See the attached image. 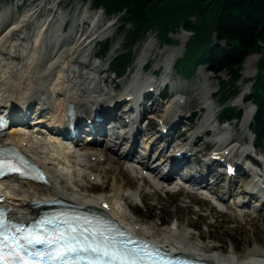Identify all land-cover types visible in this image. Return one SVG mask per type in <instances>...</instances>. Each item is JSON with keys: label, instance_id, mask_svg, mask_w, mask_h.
<instances>
[{"label": "bare ground", "instance_id": "obj_1", "mask_svg": "<svg viewBox=\"0 0 264 264\" xmlns=\"http://www.w3.org/2000/svg\"><path fill=\"white\" fill-rule=\"evenodd\" d=\"M93 18L92 14H88L84 20L92 21ZM16 21L9 24L4 32L0 33V113L11 107L14 110L13 112L20 111L22 114L27 111L28 114H31V109H33L32 111L35 110V113L38 114L32 120L36 123L34 128L25 129L19 126L14 129L10 128L0 137V144L11 142L19 147L26 156L43 169L45 182L34 183L14 177L0 181V195L2 196L0 204L8 209L11 217L25 220L34 214V211L30 208V203L58 198L81 207L101 208L109 217L127 230L170 252L182 253L213 264H264V248L255 247L250 249L248 256L246 255L245 258H237L229 251L226 252L227 255H220L216 252L217 249L214 245L207 244L209 246H206L205 243L193 241L194 235L189 234L183 224L178 221L174 222L173 227L169 229H155L132 219L130 203L137 201L139 197H143L147 192L155 194L156 191L166 188V192L184 191L196 195L195 192L178 188L179 185H171L176 176L183 179L184 182L196 183L211 191L216 199L221 201L222 204L224 203L222 210L242 220V222L246 215L249 217V222L254 221L253 218L260 219V216H256L255 212L264 209L262 203L254 202L252 204V195H244L240 184H236V192L234 193L229 187L231 184H235L236 180L229 178L226 185H224L221 173L213 172L209 164L206 167L203 164L197 166L198 176H194L189 172H180L181 169L189 166L187 162L182 164L181 168L174 167L170 169L171 166L175 165L176 160L169 158L170 153H167V148L173 146V143L176 142L172 137L164 139L158 135L157 131L160 130L162 125L158 122L169 125L171 128L177 124L176 121L178 123L182 121L186 100L184 93H177L171 87L170 93L172 95L166 101L158 102L157 97H155L150 104L144 103L143 111L152 118L144 126H140L137 120L134 119L130 128H123L118 131L119 136L116 135L115 131L107 133L102 127L99 130V137L95 140H89V137H87L84 140L75 139L71 141L72 147L63 145L66 143L55 139L52 134L66 128L65 105L69 104L76 113L90 118L94 107L102 109L100 113L103 114L107 107L115 106L121 100L120 98L123 99L125 95H132L134 98L136 93H139L143 87L146 89L149 86H154L155 79L149 76L146 79H141L142 77L140 78L138 74H132L129 82L125 85L126 87H123L124 92L117 98L109 99L112 93L101 85V81L107 85L113 80L106 75L101 76L97 73L98 65L92 66L89 61L90 53L83 52L80 60L71 61L72 65H77L73 69L70 67L72 65H67L64 52L58 44L52 53L48 55V43L44 42L39 35H36L32 45H28L23 37H18L16 40H20L21 44H12L7 50L3 51L4 41L10 39L11 33L17 30L18 23ZM84 24H86V21L76 25V33L71 39V44L77 45L74 47L75 50L78 49V46L79 48H86L88 45L86 43L91 41L85 43L93 27L89 34L87 32L83 33ZM44 25L45 21L40 27L41 30ZM182 37L185 38V35H182ZM17 46L19 47L18 54L14 53L16 51L14 47ZM153 48L154 44L147 42L143 49V58L153 52ZM173 51L168 53V57L163 60L166 68L163 70L164 74L158 78L161 81H170V71L178 57L176 53L182 51V46H178L175 53ZM155 54L162 57L164 52ZM255 55L257 54H251L244 60L247 72H249V64H255L258 60V56ZM159 63L161 62L159 61L157 64ZM83 67L87 70H81ZM105 71L102 69L100 73H106ZM140 81L146 82L145 86L140 85L138 83ZM210 94L211 92L202 101L203 105H209V97L212 96ZM252 110L253 108H249L244 111L243 124L250 118ZM125 113L126 111H121V114ZM120 119L122 118L119 117L114 120L120 121ZM208 124L212 126V122ZM48 126L51 127L50 130H46ZM40 127L43 129L42 131H49L50 135L39 133L37 130ZM234 127V123L221 127L225 132H223L219 144L222 143L223 146L216 147L214 150L220 152L226 150L228 154L232 155L236 152L238 146L235 143V136L230 135V131L234 130ZM137 136L141 137L143 144L141 153L135 150ZM202 137L203 135L200 134L191 142L187 141L179 147H187L188 152L191 153V146L193 144L198 145ZM176 140L182 141L185 139L177 137ZM158 142H160V147H156ZM207 142L209 141H205L204 147L209 144ZM211 142L214 144L212 137ZM145 148L146 152H144ZM241 152L248 151L243 147ZM112 154L116 157H113ZM133 159L139 161L141 168L150 174H142L141 170L137 171L129 167ZM106 160L110 164L113 162L114 165L111 164L109 169L115 171H113L115 178L120 177L121 164L124 162L126 170L133 177L145 183L140 182L136 191H130L125 195L122 186L116 185L115 182L110 183L111 190L108 194H89L85 188H91V186H88L87 183L101 184L104 182L105 175L103 176L104 172L102 173V171ZM165 166L168 168L164 169ZM262 166H264V163ZM208 176L213 177L210 182L206 181ZM259 183L264 184V180ZM237 193L242 194L243 199H234L233 197ZM229 197L233 198L231 202H228L227 198ZM205 201L209 203L208 200ZM211 205L214 207L213 204ZM196 238L199 239L200 237L197 236Z\"/></svg>", "mask_w": 264, "mask_h": 264}, {"label": "rangeland", "instance_id": "obj_2", "mask_svg": "<svg viewBox=\"0 0 264 264\" xmlns=\"http://www.w3.org/2000/svg\"><path fill=\"white\" fill-rule=\"evenodd\" d=\"M88 14L94 15V23H91V20H84L87 18ZM116 17L117 16L114 15L106 16L102 10L92 8L90 2L85 0H0V33L4 32V29L16 20H19L16 21L18 23L17 26L20 25L16 31L11 33L12 36H9L10 39L6 42L4 41L5 44L2 46V50H7L12 44H21L20 40H16L18 37H23L28 45H32L36 35H39L44 42L48 43V55L52 53L57 44L61 47L68 66L72 65L71 61L80 60L83 52L90 53L89 61L92 66L95 64L98 65V74L101 76L106 75L109 79L113 80L107 85L109 86L107 89L115 95H118L122 87H125L124 84H127L131 73H136L140 75L142 79H146L151 70L155 68H158L159 71L161 69L164 70L166 65L163 60L165 57H168V53L172 50H174L173 53H175L178 46H182V51L176 53L178 56L177 59L181 57L184 44L189 36L186 32L174 29L169 33L172 42L165 44L158 38L157 32L152 30L146 32L145 36L142 38L143 41L141 40L142 44L131 47V53L133 54L134 59L128 69L119 76V78L115 80L112 79L110 71L108 73H100L102 69L105 70L106 66L109 65L110 58L115 51L124 48V32H118L117 26L119 24V19H116ZM43 21H45V25L41 30L40 27ZM82 21H86V24H84L83 27L84 31L82 30L83 33L87 32L89 34V31L93 27V30L87 37L85 43L89 40L91 41L86 43L88 44L87 47L85 46L86 48H79L78 46V49L75 50L74 47L77 45L73 43L71 44V39L76 33V25ZM111 23H113L112 26H110ZM61 27L63 28L61 29ZM128 28H130L129 24L123 26V29L125 30ZM182 35H185V38H183ZM105 38L109 39L110 42L108 52L105 56L103 55L101 58H98L96 57L98 55L97 43ZM147 42H152L154 44L153 52L149 53L145 58L136 60L135 56L139 51H142L141 53L143 55V46ZM14 49L16 50L14 53L18 54L19 47H14ZM163 52L164 54L162 57L155 54ZM251 54H257L255 56H258L259 59V52ZM145 61L147 62L148 68L145 72H142L141 75L139 73L140 65ZM157 61H160L161 63L157 64ZM257 61L255 64H249V72H247V68L244 65L245 61H243V63L241 62L239 66V77L234 82L236 93L228 100L235 109L239 108L240 110H243V113L249 108H253L250 102H243L241 96L248 91L250 84L255 77V73H257ZM70 67L75 69L77 65H72ZM81 70L86 71L87 69L83 67ZM227 77L228 73L225 70H221L216 75H213L208 72L203 65H197L190 76L184 77L176 71L174 66L170 71L169 92H166L165 96H167V93L169 96L172 95L170 93L171 87L172 89L174 88L177 93H184L186 96L184 115L186 116L188 112L195 111L198 116L201 112L200 107L202 101H204L205 98H207V94L211 92L210 96H212L209 97L211 102L209 103V111L207 112V121L208 123L212 122V127H217L219 124L215 125V120L218 121L216 114L217 111L220 110V107L216 99V92L218 91L219 80L222 79L225 81L227 80ZM163 101L164 100L158 99V102ZM150 102L147 103L149 104ZM186 122H183V125H187ZM243 122L242 119L235 120V118L232 117L224 122L223 125L234 123L235 127L234 130L230 131V135H234L236 140L242 139L246 141L252 139V135L247 126L249 119L246 123L243 124ZM189 125L192 127L193 123H190ZM153 127L155 129V125ZM181 130L182 128L179 127L177 132H180ZM196 131L199 133L200 130L198 129ZM183 139L185 140L182 141V143L188 141L190 135H183ZM205 141H209L207 142L209 144L205 146L206 148L212 146L211 137L203 136L197 145L198 148H202L203 145H205ZM263 147L264 142L260 147H257L255 151L257 150L259 154H261L264 152ZM140 150L141 149H139V151ZM112 156L116 157L113 154ZM123 163L121 164L122 170L119 166L120 177L115 178V173H113L114 170L109 169V166L114 164L113 162L110 164L109 161L106 160L104 170L102 171V173L104 172L103 176L105 175L104 182L101 184L87 183L91 188L87 187L85 190L91 195H105L111 190L110 183L115 182L116 185L122 186V190H125L123 192L124 195L130 191H136L140 182L143 181L133 177L126 170ZM117 164L119 165V163ZM233 179H235L236 182L231 185L230 190L232 189L235 193L234 189L236 184H243L244 180H241L238 176ZM152 193L153 192H147L143 197H139L137 201L130 203L129 206L131 208L133 220L145 223L155 229H169L173 227L174 222L178 221L183 224V227L189 234L192 236L194 235L193 241L205 243L204 245L206 246L214 245L216 247L215 249H217L216 252L220 255H227L226 252L229 251L237 258H245L248 256V251L250 249L255 247L264 248V210L255 212L256 216H260V219L253 218L254 221L249 222V217L246 215V218L244 217V221L242 222V220L237 219L233 215L214 208L211 205V202H206V199H202L201 196L198 195H191L184 191L166 192V188L156 191L155 194ZM241 197L243 198V195H241ZM233 198L239 199L240 197L235 195ZM233 198L229 197V200L232 201ZM222 205H224V203ZM197 236L200 238L197 239Z\"/></svg>", "mask_w": 264, "mask_h": 264}, {"label": "trees", "instance_id": "obj_3", "mask_svg": "<svg viewBox=\"0 0 264 264\" xmlns=\"http://www.w3.org/2000/svg\"><path fill=\"white\" fill-rule=\"evenodd\" d=\"M85 1L106 16L119 19L117 30L124 32V48L111 56L109 67L120 76L134 59L131 47L140 43L147 31L155 30L165 44L172 42L169 33L174 29L188 32L190 35L181 57L175 61V69L184 77L190 76L197 65H204L213 75L221 70L228 73L227 80H219L216 92L220 107L217 113L223 120L240 116L241 110L235 109L228 100L236 93L234 82L239 77L241 62L249 54L259 52L257 73L243 99L254 107L248 129L254 147L261 146L264 142V0ZM125 24L130 28L123 29ZM109 44V39L99 41V53L105 56Z\"/></svg>", "mask_w": 264, "mask_h": 264}, {"label": "snow or ice", "instance_id": "obj_4", "mask_svg": "<svg viewBox=\"0 0 264 264\" xmlns=\"http://www.w3.org/2000/svg\"><path fill=\"white\" fill-rule=\"evenodd\" d=\"M13 171H19L18 169H12ZM36 243H42L43 240L42 238L37 237L35 239ZM86 251H90L92 253H97V254H103L104 256H109L112 255L110 254L107 249L101 248L99 246H93V245H87L86 247H75L72 246L71 244L65 245L63 247V251L57 249L55 252V256L59 257V256H63L67 253H76V252H86ZM16 255L18 256L19 253H16ZM5 257L3 255H0V260H4Z\"/></svg>", "mask_w": 264, "mask_h": 264}]
</instances>
